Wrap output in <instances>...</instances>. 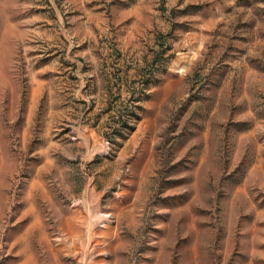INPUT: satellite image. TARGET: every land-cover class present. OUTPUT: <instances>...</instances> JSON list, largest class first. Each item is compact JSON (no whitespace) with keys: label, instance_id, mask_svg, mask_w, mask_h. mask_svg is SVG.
I'll list each match as a JSON object with an SVG mask.
<instances>
[{"label":"rangeland","instance_id":"obj_1","mask_svg":"<svg viewBox=\"0 0 264 264\" xmlns=\"http://www.w3.org/2000/svg\"><path fill=\"white\" fill-rule=\"evenodd\" d=\"M0 264H264V0H0Z\"/></svg>","mask_w":264,"mask_h":264}]
</instances>
